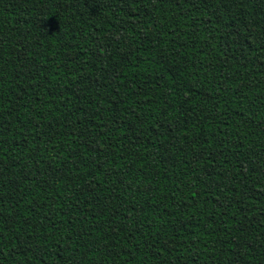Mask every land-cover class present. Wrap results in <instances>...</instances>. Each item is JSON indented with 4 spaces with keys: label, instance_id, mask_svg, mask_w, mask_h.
<instances>
[{
    "label": "trees",
    "instance_id": "obj_1",
    "mask_svg": "<svg viewBox=\"0 0 264 264\" xmlns=\"http://www.w3.org/2000/svg\"><path fill=\"white\" fill-rule=\"evenodd\" d=\"M0 264H264V0H0Z\"/></svg>",
    "mask_w": 264,
    "mask_h": 264
}]
</instances>
